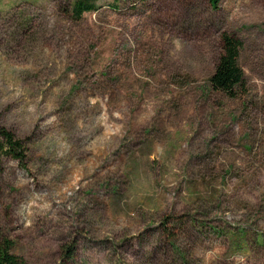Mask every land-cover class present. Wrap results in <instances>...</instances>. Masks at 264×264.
Wrapping results in <instances>:
<instances>
[{"label": "rangeland", "instance_id": "rangeland-1", "mask_svg": "<svg viewBox=\"0 0 264 264\" xmlns=\"http://www.w3.org/2000/svg\"><path fill=\"white\" fill-rule=\"evenodd\" d=\"M0 0V240L22 264H264V0ZM242 42L232 98L209 77ZM73 248L66 258L67 247Z\"/></svg>", "mask_w": 264, "mask_h": 264}, {"label": "trees", "instance_id": "trees-1", "mask_svg": "<svg viewBox=\"0 0 264 264\" xmlns=\"http://www.w3.org/2000/svg\"><path fill=\"white\" fill-rule=\"evenodd\" d=\"M213 8L217 9L221 0H209ZM97 9L94 0H75L74 13L81 17L84 12ZM223 52L216 65L215 71L209 77L213 88L225 92L234 98L237 96L238 88L243 86V70L238 64L239 51L242 42L235 35L224 33ZM10 154L25 163L27 155L24 143L16 137L12 129L0 125V173L2 170L3 156ZM13 242L8 238L0 240V264H22L21 258L12 252ZM74 251L71 246L65 250L66 258H71Z\"/></svg>", "mask_w": 264, "mask_h": 264}]
</instances>
